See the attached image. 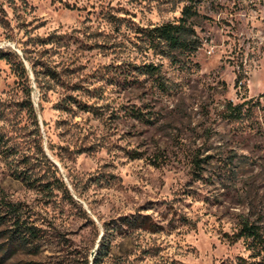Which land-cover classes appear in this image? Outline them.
Instances as JSON below:
<instances>
[{
    "label": "rangeland",
    "instance_id": "374dc122",
    "mask_svg": "<svg viewBox=\"0 0 264 264\" xmlns=\"http://www.w3.org/2000/svg\"><path fill=\"white\" fill-rule=\"evenodd\" d=\"M185 5L198 47H152ZM0 8V216L39 230L5 253L0 223V264H264L234 240L246 219L264 233L263 0ZM142 217L158 228L121 221Z\"/></svg>",
    "mask_w": 264,
    "mask_h": 264
},
{
    "label": "trees",
    "instance_id": "16d2710c",
    "mask_svg": "<svg viewBox=\"0 0 264 264\" xmlns=\"http://www.w3.org/2000/svg\"><path fill=\"white\" fill-rule=\"evenodd\" d=\"M196 1L200 2L202 0ZM0 11H2L1 8ZM196 15L197 12L193 9V6L185 5L181 11V17L177 21L146 29L147 36L150 38L151 44L153 45L152 47L157 48L164 46L168 49V55H172L175 51L182 52L190 49H193L194 51L198 47V40L196 38L195 30L191 26L190 20ZM8 57V53L0 50V60L8 59ZM142 70L143 75H149L150 77H156L159 72V68L152 64L145 65ZM238 83L240 84L241 82L238 81ZM228 112L230 115L229 117L241 119L243 117V104L233 106V104L229 103ZM23 179L24 181H27L29 178L24 177ZM5 205H7L6 209L8 212L5 215L0 216V223L3 225L8 220L11 222V227L2 232L5 239L2 251L5 253L8 251L15 253L18 250L26 249L30 244H34L36 239L39 238V230L33 226H28L21 220L14 204L8 203ZM121 221L127 223L129 226L145 228L151 231H155L158 228L156 224L149 221L148 217H142L141 219H136L134 221L123 218ZM262 229L263 228L260 225L251 223L248 219L243 220L238 233L234 236V240L238 241L245 239L249 241L248 248L254 253L261 254L262 251H264V233ZM105 246V242H102V247ZM105 255L106 254H102V256ZM1 260H4V258ZM98 260L99 257L96 258L94 264H97Z\"/></svg>",
    "mask_w": 264,
    "mask_h": 264
}]
</instances>
